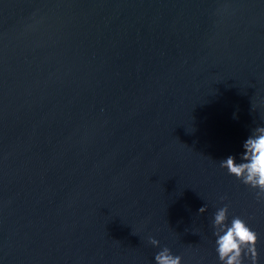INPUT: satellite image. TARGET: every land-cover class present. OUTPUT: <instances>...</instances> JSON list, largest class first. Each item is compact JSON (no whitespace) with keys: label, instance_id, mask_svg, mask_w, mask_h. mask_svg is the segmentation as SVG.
<instances>
[{"label":"water","instance_id":"95a60500","mask_svg":"<svg viewBox=\"0 0 264 264\" xmlns=\"http://www.w3.org/2000/svg\"><path fill=\"white\" fill-rule=\"evenodd\" d=\"M258 126L264 0H0V264H220L225 204L264 264Z\"/></svg>","mask_w":264,"mask_h":264},{"label":"clouds","instance_id":"9594fccd","mask_svg":"<svg viewBox=\"0 0 264 264\" xmlns=\"http://www.w3.org/2000/svg\"><path fill=\"white\" fill-rule=\"evenodd\" d=\"M242 147V162L237 163L236 158L230 155L220 161V167L225 168L228 174L244 185L257 190V199L264 201V126L255 127ZM228 207L225 204L219 208L214 213L213 220L215 251L220 264H244L245 259L250 264H258V234L240 217H233L228 224ZM205 211V205L198 209L201 214ZM148 242L153 247L159 245V241L152 237H149ZM154 261L155 264H181V257L173 255L169 248L164 247L155 255Z\"/></svg>","mask_w":264,"mask_h":264}]
</instances>
